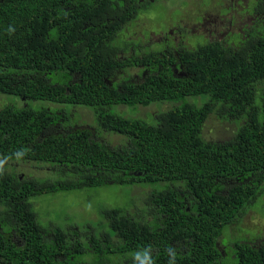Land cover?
Masks as SVG:
<instances>
[{"label": "trees", "instance_id": "obj_1", "mask_svg": "<svg viewBox=\"0 0 264 264\" xmlns=\"http://www.w3.org/2000/svg\"><path fill=\"white\" fill-rule=\"evenodd\" d=\"M156 1L0 0V95L13 101L0 109V158L12 157L0 264H133L148 246L155 264H168V248L176 264H264V243L223 246L264 197V24L234 43L150 50L124 33ZM254 12L264 16V0ZM132 69L141 81L122 76ZM158 102L172 107L154 124L119 111ZM78 107L94 129L78 125ZM210 117L236 124L230 140L203 138ZM24 164L50 174L22 177ZM114 185L149 190L141 207L102 208L82 227L45 229L32 202Z\"/></svg>", "mask_w": 264, "mask_h": 264}, {"label": "rangeland", "instance_id": "obj_2", "mask_svg": "<svg viewBox=\"0 0 264 264\" xmlns=\"http://www.w3.org/2000/svg\"><path fill=\"white\" fill-rule=\"evenodd\" d=\"M253 5V0H159L152 3L147 10L142 11L124 34L126 37L139 39L147 47L149 46L150 50L155 51L165 47L166 43L173 47L182 44L192 49L200 43L214 41L215 37L234 40L244 30L245 25L253 26L259 23V19L252 14ZM261 20L264 24V16H261ZM227 36L229 38H226ZM122 76L129 77L132 81H141L145 75H141L139 69H132ZM12 102L10 98L0 95V109ZM43 105L39 103V107ZM168 105V103L158 102L144 109L138 106L120 107L119 111L122 115L143 117L144 120L146 113H149L147 122L154 124L156 119L154 115L172 107ZM116 109L114 108L113 111L117 112ZM140 110L141 112L137 114ZM73 114L79 121L78 125L94 129L93 115L88 109L74 108ZM236 127L233 122H221L210 117L204 125L202 136L208 142H224L232 138ZM104 137L110 142L119 139L117 135L105 134ZM18 170L23 172L22 177L27 175L47 177L50 174V171L39 169L34 164L19 165ZM151 188L155 189V187ZM148 190V188L137 186L114 185L100 189L39 196L32 202L39 215V221L45 229H49L52 225L65 228L73 223L82 227L87 223L100 222L103 219L99 212L102 208H131L133 205L141 207ZM239 227V230L236 229V234L232 231V239H227L226 245L223 244V246L237 240H251L250 243L255 245L264 243V197L248 210ZM221 240H224V235ZM229 245L231 246L230 243ZM92 257L90 256V259ZM83 258L80 260L83 261Z\"/></svg>", "mask_w": 264, "mask_h": 264}, {"label": "clouds", "instance_id": "obj_3", "mask_svg": "<svg viewBox=\"0 0 264 264\" xmlns=\"http://www.w3.org/2000/svg\"><path fill=\"white\" fill-rule=\"evenodd\" d=\"M15 32V28L12 26H9L8 33L12 34ZM14 157L17 161H20L23 159V157L26 155V153L23 150H17L14 154ZM12 157H2L0 158V175H3L6 169V165L8 164V161ZM168 254V264H176V250L173 248L167 249ZM133 264H155V261L152 256V248L151 246H148L146 248H143L139 251H136L133 254Z\"/></svg>", "mask_w": 264, "mask_h": 264}, {"label": "flooded vegetation", "instance_id": "obj_4", "mask_svg": "<svg viewBox=\"0 0 264 264\" xmlns=\"http://www.w3.org/2000/svg\"><path fill=\"white\" fill-rule=\"evenodd\" d=\"M253 1H254V0H253ZM257 3H258V0H255V1H254V5H253L254 8H253L252 14H253L256 18L259 19V18H261V16H263V15L260 14V15L258 16V15L254 12ZM257 23H258V22H257ZM259 24H260V23H258L257 26H258ZM257 26H256V27H257ZM251 27H252V26H250V25H245L244 30L240 33V35L237 36V38H239V37L242 38V37L246 34V31L249 30ZM219 38H220V37H215V40H214V41H221V40L223 41V40H224L223 38H220V39H219ZM226 38H229V37L227 36ZM237 38H235L234 40H236ZM234 40H233V39H230V38L227 39V41H229V42H231V43H234Z\"/></svg>", "mask_w": 264, "mask_h": 264}]
</instances>
